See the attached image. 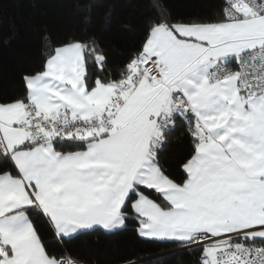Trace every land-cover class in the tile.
I'll list each match as a JSON object with an SVG mask.
<instances>
[{"label": "snow or ice", "instance_id": "6c2138e0", "mask_svg": "<svg viewBox=\"0 0 264 264\" xmlns=\"http://www.w3.org/2000/svg\"><path fill=\"white\" fill-rule=\"evenodd\" d=\"M152 6L123 63L94 35L45 34L23 94L0 99V264H85L72 241L129 221L195 264H264V0ZM178 129L172 173L159 153Z\"/></svg>", "mask_w": 264, "mask_h": 264}, {"label": "trees", "instance_id": "16d2710c", "mask_svg": "<svg viewBox=\"0 0 264 264\" xmlns=\"http://www.w3.org/2000/svg\"><path fill=\"white\" fill-rule=\"evenodd\" d=\"M173 18L212 17L221 0H162ZM156 14L152 0H0V99L22 95V76L40 68L45 58L44 35L52 46L69 37H98L109 65L123 63ZM187 140L177 130L159 153L160 164L175 173L185 156ZM41 233L47 237L46 227ZM85 264H195L198 251L178 250L170 242L140 238L135 224L113 233L93 232L71 242Z\"/></svg>", "mask_w": 264, "mask_h": 264}, {"label": "built area", "instance_id": "2783aa9c", "mask_svg": "<svg viewBox=\"0 0 264 264\" xmlns=\"http://www.w3.org/2000/svg\"><path fill=\"white\" fill-rule=\"evenodd\" d=\"M177 249H178V250H182V248H180V247H178Z\"/></svg>", "mask_w": 264, "mask_h": 264}]
</instances>
